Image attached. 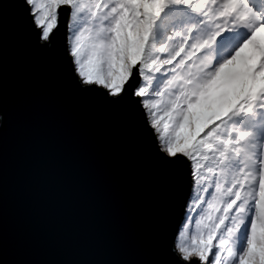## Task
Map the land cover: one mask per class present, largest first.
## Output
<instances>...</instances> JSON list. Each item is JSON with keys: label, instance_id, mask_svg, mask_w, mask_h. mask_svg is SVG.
<instances>
[{"label": "snow or ice", "instance_id": "6c2138e0", "mask_svg": "<svg viewBox=\"0 0 264 264\" xmlns=\"http://www.w3.org/2000/svg\"><path fill=\"white\" fill-rule=\"evenodd\" d=\"M0 264H264V0H0Z\"/></svg>", "mask_w": 264, "mask_h": 264}, {"label": "water", "instance_id": "95a60500", "mask_svg": "<svg viewBox=\"0 0 264 264\" xmlns=\"http://www.w3.org/2000/svg\"><path fill=\"white\" fill-rule=\"evenodd\" d=\"M96 222L97 221H96V219L92 213L85 212L79 220V225L81 227H88V226H91L92 224H94ZM177 230H179V229H177Z\"/></svg>", "mask_w": 264, "mask_h": 264}, {"label": "rangeland", "instance_id": "374dc122", "mask_svg": "<svg viewBox=\"0 0 264 264\" xmlns=\"http://www.w3.org/2000/svg\"><path fill=\"white\" fill-rule=\"evenodd\" d=\"M202 118V117H201ZM189 230L187 232V235L189 238H191V235H192V230H195L197 228V225H196V221L195 219H190L189 220Z\"/></svg>", "mask_w": 264, "mask_h": 264}]
</instances>
